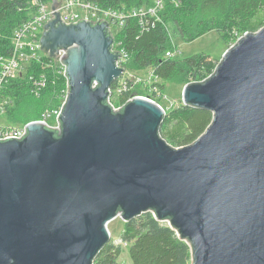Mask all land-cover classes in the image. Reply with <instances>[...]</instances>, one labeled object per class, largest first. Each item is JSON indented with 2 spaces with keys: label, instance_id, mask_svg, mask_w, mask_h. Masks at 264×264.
<instances>
[{
  "label": "water",
  "instance_id": "obj_1",
  "mask_svg": "<svg viewBox=\"0 0 264 264\" xmlns=\"http://www.w3.org/2000/svg\"><path fill=\"white\" fill-rule=\"evenodd\" d=\"M113 42L107 22L55 13L45 26L42 50L66 53L69 97L59 129L31 122L0 141V264H92L111 221L147 211L191 243L192 264H264V27L184 86L183 104L214 118L181 148L159 135L158 103L108 105L124 72Z\"/></svg>",
  "mask_w": 264,
  "mask_h": 264
},
{
  "label": "trees",
  "instance_id": "obj_2",
  "mask_svg": "<svg viewBox=\"0 0 264 264\" xmlns=\"http://www.w3.org/2000/svg\"><path fill=\"white\" fill-rule=\"evenodd\" d=\"M99 4L103 8L115 10H133L150 7L155 0H84ZM32 0H0V57L8 58L13 53L14 31L23 22L33 16L35 8ZM161 21L149 19L148 26H141L139 19H129L118 33L117 40L129 55L128 70H152L155 77L164 82L190 84L201 82L214 74L218 60L205 54L184 59L166 58L165 53L173 51L175 32L183 41L192 42L205 34L216 31L223 41L235 40V33H255L264 27V0H165ZM174 35V34H173ZM230 43V44H231ZM54 61L43 57L35 62L22 82L8 85L2 91V97L13 96L14 105L34 99L31 76L40 78L45 75L47 86L39 97V115L23 113L28 121H39L43 112L57 109L67 89V80L59 74ZM117 86L116 82L113 84ZM11 86V87H12ZM163 92L164 84L157 83ZM8 95V96H7ZM131 93L119 99L121 102ZM19 96V99H16ZM12 99V100H13ZM36 99V100H37ZM37 100V101H38ZM10 101V100H9ZM21 104V105H22ZM41 104V105H40ZM23 106V105H22ZM9 112V111H8ZM30 118H33L32 120ZM214 115L202 108L182 104L166 113L159 128V135L174 148L193 144L211 125ZM15 122L18 120L15 119ZM55 136L57 133L51 131ZM121 241L130 244L129 254L133 264H192L193 247L178 234L177 230L164 221H159L152 211L125 222ZM122 247L109 241L95 256L92 264H120Z\"/></svg>",
  "mask_w": 264,
  "mask_h": 264
},
{
  "label": "built area",
  "instance_id": "obj_3",
  "mask_svg": "<svg viewBox=\"0 0 264 264\" xmlns=\"http://www.w3.org/2000/svg\"><path fill=\"white\" fill-rule=\"evenodd\" d=\"M57 2L58 6L55 10H53V0L52 2L51 0H32V6L35 8L34 14H32L33 16H31L30 19L23 22L14 31L13 43H15V46H13L14 49L12 55L8 58L0 57V115L7 111L8 105L11 102L9 99L2 97V91L7 83L10 82L9 80L16 77H24L23 75L25 73L23 71V63L29 61H33V63L40 62L43 57L49 58V55L46 56V53L42 50L41 38L47 23L55 18V13H59L61 21L65 25L77 24L80 21L91 22L94 24L107 22L109 24V31L114 41L112 51L119 53L116 66L124 71L122 76L116 81L117 86L112 85L108 90V105L112 109H120L137 97L156 103L157 101L155 97H159L161 93L157 86L159 79L155 77L152 70L150 71V77L154 79L153 82H149L147 80L143 81L141 78L136 80L138 83H146L148 94L141 96H135L132 94L131 82L134 79H132L130 75L127 78L124 77L129 72L127 64L129 63L130 58L127 51L123 48L122 42L118 41L116 38L129 19H139V22L143 27L149 25V23H147L149 22V19H152V21H161L160 14L164 10L165 0H155L153 5L150 7H141L129 11L107 9L103 8L99 4L86 2L84 0H57ZM248 33L249 32L242 35L236 33V38L231 43L230 47H233ZM179 52V49L175 48L173 51L165 53V57L176 59ZM65 54V51H61L57 58H49L54 61V65L58 67L59 74L67 80V89L64 91L62 104L57 109H54L51 113H49V116L45 114L41 120L35 121L41 122L45 124L46 127L53 130H57L61 126L60 117L63 113L70 91L66 67L61 63V59ZM30 80L33 84V94L36 96H39L41 90H43L48 84V79L45 75H41L40 78L36 79L31 77ZM205 80L201 82H204ZM129 92L131 95L126 98V101L121 102L119 98ZM50 120L53 122L50 123ZM30 123L18 127L0 128V141L23 138L27 133L28 125ZM166 223L170 226L168 221H166Z\"/></svg>",
  "mask_w": 264,
  "mask_h": 264
},
{
  "label": "rangeland",
  "instance_id": "obj_4",
  "mask_svg": "<svg viewBox=\"0 0 264 264\" xmlns=\"http://www.w3.org/2000/svg\"><path fill=\"white\" fill-rule=\"evenodd\" d=\"M52 2V0H51ZM54 2V0H53ZM53 7V6H52ZM161 18V16H160ZM55 19V18H54ZM17 29V28H16ZM15 29V30H16ZM117 29V28H116ZM115 29V30H116ZM170 33L172 34L173 37V45L179 49V54L176 59H184V58H189L194 55H199V54H205L210 56L212 59L220 61L227 49L230 48L231 46V38L229 40L223 41V39L220 37V35L216 31L209 32L205 34L204 36L192 41V42H186L183 41L181 38L178 36H175V32L173 30H169ZM174 34V35H173ZM236 34V33H235ZM14 37V36H13ZM13 46H15V43H13ZM14 49V47H13ZM45 54V53H44ZM48 56V54H45ZM50 58V57H49ZM35 64L33 61L25 62L23 63V71H24V78H26V74L28 73V69L32 67V65ZM55 68V65H53ZM128 74H126L124 77L127 78L129 75L134 79L131 82L132 85V94L135 96H141L144 94H148L147 91V86L146 83H138L136 80L140 79L149 82H153V78L150 77V69L147 70H128ZM34 77V76H31ZM30 77V78H31ZM23 78V79H24ZM36 79V77H34ZM21 78H14L9 80L10 82L7 83L8 88L11 90L13 88V84H18L22 82L23 80ZM146 81V82H147ZM161 84H164L165 89L162 92L160 90V96L155 97L156 103H158L166 113L171 112L173 109L180 107L183 104V89H184V84H178V83H172V82H164L162 80H159ZM12 86V87H11ZM6 87V86H5ZM8 96V95H7ZM30 97H34V99H29L23 101L24 103L21 105H14L15 100L13 99V96H8L9 100L11 101L8 105L7 111H5L3 114L0 115V128L3 127H18L22 123L29 120L28 118H25L22 116L23 113H33L31 116H38L40 113L39 109V100L37 99L39 96L36 95H31ZM7 99V98H6ZM13 99V100H12ZM16 99L20 98L19 96H16ZM38 101H37V100ZM41 105V104H40ZM9 111V112H8ZM42 112V111H41ZM52 111L46 110L45 112L42 113L41 117L39 119H42L43 116L46 114L51 113ZM15 119L18 120V122H15ZM31 120L33 118H30ZM37 119V118H36ZM34 122V121H32ZM53 121L50 120V123ZM166 223V222H165ZM125 227V221L118 216L116 219L111 221L108 225L109 232L111 234L110 241H113L116 245H120L122 247V253L119 257V263L120 264H133L132 260L130 258L129 254V248L130 244L124 243L121 241V235L124 231Z\"/></svg>",
  "mask_w": 264,
  "mask_h": 264
}]
</instances>
